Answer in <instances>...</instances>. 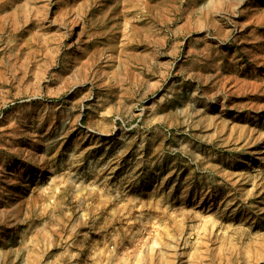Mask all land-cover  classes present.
<instances>
[{"label": "rangeland", "instance_id": "1", "mask_svg": "<svg viewBox=\"0 0 264 264\" xmlns=\"http://www.w3.org/2000/svg\"><path fill=\"white\" fill-rule=\"evenodd\" d=\"M0 264H264V0H0Z\"/></svg>", "mask_w": 264, "mask_h": 264}, {"label": "bare ground", "instance_id": "2", "mask_svg": "<svg viewBox=\"0 0 264 264\" xmlns=\"http://www.w3.org/2000/svg\"><path fill=\"white\" fill-rule=\"evenodd\" d=\"M224 226V225H223Z\"/></svg>", "mask_w": 264, "mask_h": 264}]
</instances>
